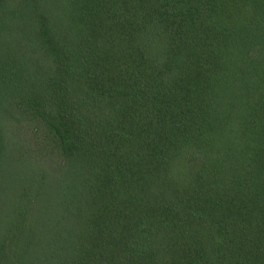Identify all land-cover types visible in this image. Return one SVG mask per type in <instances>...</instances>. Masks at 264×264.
Returning <instances> with one entry per match:
<instances>
[{
    "label": "trees",
    "instance_id": "1",
    "mask_svg": "<svg viewBox=\"0 0 264 264\" xmlns=\"http://www.w3.org/2000/svg\"><path fill=\"white\" fill-rule=\"evenodd\" d=\"M0 264H264V0H0Z\"/></svg>",
    "mask_w": 264,
    "mask_h": 264
},
{
    "label": "rangeland",
    "instance_id": "2",
    "mask_svg": "<svg viewBox=\"0 0 264 264\" xmlns=\"http://www.w3.org/2000/svg\"><path fill=\"white\" fill-rule=\"evenodd\" d=\"M13 112L16 121L5 120L2 123L4 133L6 136L10 135L12 140H14L12 134L19 135L21 138L17 140L19 141L18 147L21 148V151L18 152L19 156L20 153L29 156L28 160L31 161L35 174L44 172L42 174H45L47 179L50 178L53 170L51 160L55 157H53L52 152L41 148L43 143L42 137L40 138L42 136L40 122L30 113Z\"/></svg>",
    "mask_w": 264,
    "mask_h": 264
}]
</instances>
